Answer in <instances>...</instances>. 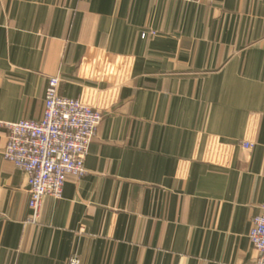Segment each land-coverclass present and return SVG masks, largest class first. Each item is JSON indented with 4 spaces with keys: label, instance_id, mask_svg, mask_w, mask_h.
I'll return each mask as SVG.
<instances>
[{
    "label": "crops",
    "instance_id": "1",
    "mask_svg": "<svg viewBox=\"0 0 264 264\" xmlns=\"http://www.w3.org/2000/svg\"><path fill=\"white\" fill-rule=\"evenodd\" d=\"M53 76L103 120L37 224L0 124V264L256 263L264 0H0V123L41 120Z\"/></svg>",
    "mask_w": 264,
    "mask_h": 264
},
{
    "label": "built area",
    "instance_id": "2",
    "mask_svg": "<svg viewBox=\"0 0 264 264\" xmlns=\"http://www.w3.org/2000/svg\"><path fill=\"white\" fill-rule=\"evenodd\" d=\"M200 2L202 0H179ZM211 1V0H210ZM144 39L146 34L142 33ZM62 80L53 76L48 81L41 120L0 123L7 130L3 158L27 176L29 223L37 224L46 197L61 199L69 176L86 175L85 160L89 146L97 136L104 114L84 105L78 99L61 95ZM251 149V144H244ZM249 239L258 252L255 264H264V206L252 219ZM69 264H82L77 256Z\"/></svg>",
    "mask_w": 264,
    "mask_h": 264
}]
</instances>
